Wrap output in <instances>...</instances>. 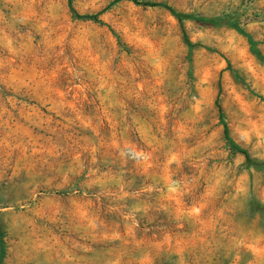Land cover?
Listing matches in <instances>:
<instances>
[{"label": "rangeland", "instance_id": "374dc122", "mask_svg": "<svg viewBox=\"0 0 264 264\" xmlns=\"http://www.w3.org/2000/svg\"><path fill=\"white\" fill-rule=\"evenodd\" d=\"M140 1L0 0V264H264V0Z\"/></svg>", "mask_w": 264, "mask_h": 264}, {"label": "trees", "instance_id": "16d2710c", "mask_svg": "<svg viewBox=\"0 0 264 264\" xmlns=\"http://www.w3.org/2000/svg\"><path fill=\"white\" fill-rule=\"evenodd\" d=\"M131 1H133V2L136 3V4L153 5V6L158 5V4H156V3H152V2H149V1H140V0H131ZM69 4H70V9H71V11H72V13H73L74 16H76V17H78V18H83V19H93V20H97V21H98L97 15H89V14H84V15H82V14L78 13V11L74 8V6H73V4H72V0H69ZM160 5L163 6V7H165L166 9H168V10L171 12V14L174 15V16L179 20V22L181 23L182 26H183V21H184V19H187V18H194V17H191L190 15H187V14H184V13H181V12H177V11H175L172 7H170V6L167 5V4H160ZM218 20H219V19H201V21H203V22H207V23L212 24V25H216V24H218V22H219ZM234 27H235L239 32H241V33L247 35V36L249 37V40H250L251 44H252L253 46H255V42H254L252 36H251L249 33H247L244 29H242V28L239 27L238 25H235ZM185 38H186L187 43H188L189 45H191V42L188 40L186 34H185ZM255 50H256V49H255ZM225 133H226V136H227L228 140L231 141L232 146H233V149H234L235 151H237V152H241V153H243V154L246 156L248 162L251 163V164H254L255 161L252 159V157L250 156V154L248 153V151L245 150V149H243V148H241V147H240L239 145H237L234 141H232L231 137L229 136L228 128H227L226 125H225Z\"/></svg>", "mask_w": 264, "mask_h": 264}]
</instances>
